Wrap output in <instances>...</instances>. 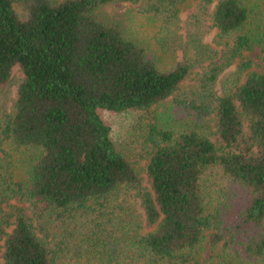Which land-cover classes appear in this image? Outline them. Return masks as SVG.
I'll return each instance as SVG.
<instances>
[{"label": "trees", "instance_id": "1", "mask_svg": "<svg viewBox=\"0 0 264 264\" xmlns=\"http://www.w3.org/2000/svg\"><path fill=\"white\" fill-rule=\"evenodd\" d=\"M188 1L0 0V92L23 73L0 107L3 264H264V69L216 92L243 52L260 48L264 67V19L248 29L245 0H202L184 18ZM117 4L159 24L177 66L160 69L104 15ZM212 31L233 38L225 55L205 41ZM169 99L179 114L147 127L148 188L101 112Z\"/></svg>", "mask_w": 264, "mask_h": 264}, {"label": "rangeland", "instance_id": "2", "mask_svg": "<svg viewBox=\"0 0 264 264\" xmlns=\"http://www.w3.org/2000/svg\"><path fill=\"white\" fill-rule=\"evenodd\" d=\"M60 2L63 0H53ZM248 6L252 10V22L248 25L253 28L258 27L261 21L264 19V0H245ZM202 0H189L183 7V17L186 18L199 7ZM139 5L133 4H120L110 5L103 9L104 15L117 18L126 25L129 33L140 44H143L148 52V55L155 59L158 66L162 70H170L178 65L182 60V52L166 51L158 44L157 35L159 33V24L152 18L142 15L139 11ZM206 42H208L215 50L220 52V55H225L228 51V44L232 43L233 38L221 39L212 31L207 36ZM251 61L253 68L250 70H241V65ZM264 69L261 61V49L255 48L252 51L243 52L235 62L225 69L220 76L218 84L216 86V92L218 95L224 94L225 91H232L238 85L242 84L251 72H262ZM23 79V73L20 67H16L13 71V79L11 85L6 91L0 92V107L4 109H10L14 99L17 96V89ZM193 81H188L186 85L192 84ZM172 99L162 103L160 106L153 107L146 111H137L132 113L114 114L109 112H101V116L104 121L111 127L112 138L115 141L119 150L126 156V158L135 165L138 169L143 183L150 188L151 182L147 174V166L149 163L148 151L149 147L146 142L147 127L150 124L155 123V119L167 118V114H171L170 117H174L173 113L178 115L176 108L172 109ZM180 117L185 116L184 113H180ZM192 116V115H191ZM195 117L192 116V119ZM215 118L209 119L210 126L212 127L211 139L217 142L218 137L215 134ZM235 209L243 204L246 200L243 192L235 190V197H232ZM27 214H30L27 212ZM0 264H3V255L0 254Z\"/></svg>", "mask_w": 264, "mask_h": 264}]
</instances>
